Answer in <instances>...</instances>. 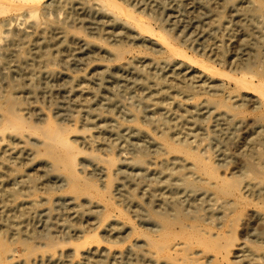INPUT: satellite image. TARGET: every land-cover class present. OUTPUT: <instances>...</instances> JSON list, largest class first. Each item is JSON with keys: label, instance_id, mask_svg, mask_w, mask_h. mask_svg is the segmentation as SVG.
Here are the masks:
<instances>
[{"label": "bare ground", "instance_id": "6f19581e", "mask_svg": "<svg viewBox=\"0 0 264 264\" xmlns=\"http://www.w3.org/2000/svg\"><path fill=\"white\" fill-rule=\"evenodd\" d=\"M126 1L132 9L116 0H0L1 12L15 11L1 19L9 35L0 44V217L17 214L0 234L22 246L28 259L22 264H82L77 259L89 254L105 263L112 250L97 245L91 252L87 238L102 226L110 237H135L126 253L132 264H237L230 256L246 252L244 242L235 245L238 229L264 245V0ZM169 3L197 12L199 38L183 28L186 22L165 19ZM67 6L77 13L67 25L81 29L54 26L57 38L38 22L32 31L25 27V17ZM67 33L82 42L80 50L67 46ZM218 33L234 55L213 43ZM131 42L155 54L140 57L151 52L135 53ZM97 47L113 65L97 64L83 75L70 69L89 61ZM184 48L244 72L226 76L234 82L226 91L225 72ZM129 76L142 95L127 99L120 86L123 93L102 96L106 80L123 84ZM58 79L61 91L51 87ZM53 190L60 193L49 195ZM31 211L39 213L34 229L25 224ZM60 211H69L66 226ZM128 213L150 229L136 227ZM1 235L0 261L12 262L15 248ZM260 259L264 264V253Z\"/></svg>", "mask_w": 264, "mask_h": 264}, {"label": "rangeland", "instance_id": "374dc122", "mask_svg": "<svg viewBox=\"0 0 264 264\" xmlns=\"http://www.w3.org/2000/svg\"><path fill=\"white\" fill-rule=\"evenodd\" d=\"M1 1H3V0H1ZM49 2H50V0H48ZM119 4H121L124 8L126 7H128L127 6V4H130V2H128V1H126V0H116ZM151 3H150V2ZM154 1H156V2H158V1H160V0H138V2H140V3H142L143 5H145V6H147V5H149L148 3H150V4H153L152 2H154ZM146 4H145V3ZM189 2L190 1H188L187 0V4H189ZM191 3V2H190ZM133 4V3H132ZM132 4H130L131 5V9H132V7H133V5ZM154 4H156V3H154ZM160 4V3H159ZM129 5V6H130ZM169 5H170V3H169ZM172 6V7H171ZM174 6V7H173ZM169 7V8H168ZM167 7V9H168V14L170 13V15L171 16H169L168 14L166 15V12H164L165 13V15H164V17H165V19H166V16L167 17H172L171 19H173V17H174V21L176 22L177 21V23L179 24V25H181V26H183V25H187V26H183V28H185V29H187V30H190V32H191V30L193 31L192 32V36L193 37H195L196 38V36H198L199 34H198V32H199V29L197 28L196 29V23H195V26H194V22H195V19L193 18V13L194 12H196V11H192L193 13L190 15V13H187V12H185V11H183V12H185V13H183L181 10H177V9H180V8H177V5L176 4H172L171 3V5L170 6H168ZM189 7H191V9L192 10H198L199 9V6H196V5H189ZM198 7V8H197ZM171 8H173L172 10H171ZM176 8V9H175ZM130 9V8H129ZM128 9V10H129ZM142 10V9H141ZM166 10V9H165ZM173 11V12H172ZM181 11V12H180ZM199 11V10H198ZM1 12V11H0ZM74 11V9L73 8H70V6H67L66 8H64V9H62V10H56V11H52V13H51V15L49 16V15H47V16H45V15H42V13H39V14H37V16H35V17H33V18H29L28 16L27 17H25V19L28 21L27 23H26V25H25V27H27V29H28V31H30L32 28V23L33 22H38L39 23V29L40 30H45L46 31V33L48 34V36H53V35H55V33L56 32H54L53 31V29L54 28H52V27H54V26H59V25H62V27H65V26H69L70 25V27H72L74 30H78V28H80L81 29V27H80V25L78 24V23H76V24H74V25H72L73 23H70L69 25H67L68 23L67 22H69V20L72 18V16H74V15H76L77 13ZM172 12V13H171ZM9 13H15V11L13 10V11H11V12H1L0 13V44L1 45H4V44H7L8 43V35L9 34H7V29L9 28L8 26H3L2 27V25H1V19H3V17L6 15V14H9ZM177 13V14H176ZM197 13V12H196ZM227 13V14H226ZM225 14H224V16L228 19V20H226V21H229L230 22V24H235V22L236 21H234V19H232V17L230 16V14H228V12H226ZM173 14V15H172ZM174 14H176V16L174 15ZM181 16H180V15ZM187 14H189V15H187ZM195 14V13H194ZM187 15V16H186ZM190 16H191V19H190ZM180 17V18H179ZM184 17H185V19H184ZM176 18V19H175ZM179 18V19H178ZM183 18V19H182ZM179 20V21H178ZM187 20H188V22H187ZM183 21V22H182ZM184 22H186V23H184ZM13 24H17L16 22H13ZM58 24V25H57ZM101 24V23H100ZM53 25V26H52ZM72 25V26H71ZM77 25V26H76ZM79 25V26H78ZM192 25V26H191ZM24 26V25H23ZM77 27V28H75V27ZM82 26V25H81ZM191 26V27H190ZM8 27V28H7ZM86 27H87V25H84V27H82V29H84L85 28V30H87L86 29ZM116 29H115V28ZM7 28V29H6ZM114 28V29H113ZM113 28H112V31H114V30H116L117 32H118V28H117V26H113ZM30 29V30H29ZM72 30V29H71ZM32 31V30H31ZM85 32H88V34L89 33H91V32H89V30L88 31H85ZM196 32V33H195ZM194 33V34H193ZM200 33V32H199ZM46 34V35H47ZM68 35H67V37H69V39H68V44H67V46L68 47H72L73 49H75V50H80L81 49V45H82V42H77V41H75V40H73V39H71V35L73 36V34H71V33H67ZM82 34H84V32L82 33ZM87 34V33H86ZM191 34V33H190ZM218 34H219V36H218ZM217 35H216V37H215V42L213 41V43L214 44H216L218 47L220 46V44L223 46V47H225V49H226V51L228 52V55L229 56H231V55H234V54H232V53H234V51L232 50L233 48H232V46L228 43V38H226V36H224V34H220V33H218ZM36 35V34H35ZM35 35H31L32 37H35ZM39 35H41V34H39ZM57 35V34H56ZM55 35V36H56ZM70 35V36H69ZM54 36V37H55ZM81 36H83L84 38L87 36H85V34L84 35H81ZM200 36V35H199ZM199 36L197 37V38H199ZM220 36H222L221 38L222 39H220L219 40V38H220ZM57 38L58 37H60V35H57L56 36ZM82 37V38H83ZM217 37H219L218 39H217ZM224 37V38H223ZM83 38V39H84ZM87 38V37H86ZM225 38H226V40H225ZM54 39H56V38H54ZM69 40H71V41H69ZM72 40H73V42H72ZM123 40H124V42H123ZM123 40L121 41V43L123 44H127L128 43V45H131L130 43H129V41H128V39H124L123 38ZM125 40H127L126 42H125ZM216 40H218V41H216ZM224 40V41H223ZM210 42V44L209 43H206V42ZM212 40H206V42H205V44L206 45H210V46H212V48H214L215 46H213L214 44L211 42ZM219 41L221 42V43H219ZM225 41H227V42H225ZM70 42H72L71 43V46H70ZM74 42H76L75 44H74ZM132 43V42H131ZM224 43V44H223ZM133 44V43H132ZM204 44V43H203ZM26 46V45H25ZM74 46V47H73ZM76 46H79V47H76ZM133 46H134V52L135 53H137V52H139V51H143L144 50V48L141 46V45H139V47L141 48V50H139V48H138V45H136V44H133ZM137 46V47H136ZM205 45H203V46H201V47H199L200 48V50H202L203 51V47H204ZM227 46V47H226ZM15 47V49H18V48H20V46L18 47V46H14ZM14 47H12V48H14ZM17 47V48H16ZM104 48V47H103ZM137 48V49H136ZM143 48V49H142ZM222 48V47H221ZM29 47H28V49H27V47H26V50H28L29 51ZM44 49V48H43ZM42 49V51H45V50H48V48L47 49H45V50H43ZM54 47H50V50H51V52L55 55V53H56V51H54ZM73 49H72V51H73ZM102 49H99L98 47L94 50L95 51V53H92L91 54V58H89V61H85V62H83V64H80V65H78V66H72L70 69L72 70L73 69V71L74 70H77L76 71V73H79L80 75H83V74H85L86 73V70H87V68H88V70L90 69V68H92L93 66H95V65H97V64H110V65H113L114 63L113 62H109V59H106L105 57H101V55H103V54H101L100 56H99V52L101 51ZM138 50V51H137ZM200 50H198V51H192V50H190V49H185L184 48V51L185 52H187L189 55H191V56H193L196 60H202V62H205L206 64H210V65H213L215 68H217L216 70H218L219 71V73L220 74H222V72H225L223 75H224V77H225V79L224 78H222L221 76H223V75H221L220 76V79L222 80V82H224V84H225V86H227V88L225 87V89H228V90H226V91H229L230 89H232L233 87H234V82L233 81H231V80H229V82H227L228 80H227V77H228V79H229V77H241L240 76V74H243V72L241 73V72H239L238 73V71L236 72V71H234L233 72V70H235V69H233V68H228V66L226 65V64H224V66L222 67V65H223V63L220 65L218 62H216V61H213V59H211V57H210V54H208L207 55V53H204V52H202V51H200ZM232 50V51H231ZM137 51V52H136ZM145 52H151V51H146V50H144ZM55 52V53H54ZM195 52V53H194ZM198 52V53H197ZM201 52V53H200ZM198 55H197V54ZM204 53V54H203ZM155 53H153V52H151V54L150 55H143V54H139V56L140 57H146L147 58V56H148V58H152V57H149V56H151V55H154ZM194 54V55H193ZM195 54H196V56H195ZM199 54H201V55H199ZM96 55V56H95ZM204 55V56H203ZM207 55V56H206ZM241 55V54H240ZM92 56H93V58H92ZM199 56H201L200 58H199ZM206 56V57H205ZM208 57H210L209 58V60H207L208 59ZM202 58H204V59H202ZM210 59H211V61L212 62H214V63H212L211 61H210ZM207 61H209V63L207 62ZM211 62V63H210ZM13 64V62H11V65ZM83 65V66H82ZM84 65H85V68L83 69L82 67H84ZM145 65V66H144ZM149 64L148 63H146V64H143V66H144V68L146 67V69H150V65L148 66ZM87 66V67H86ZM226 66V67H225ZM76 67V68H75ZM75 68V69H74ZM220 68V69H219ZM225 69V70H224ZM80 70V71H79ZM88 70H87V72H88ZM221 70H222V72H221ZM79 71V72H78ZM236 72V73H235ZM219 74V75H220ZM229 76H228V75ZM233 74V75H232ZM237 74V75H236ZM235 75V76H234ZM227 76V77H226ZM129 79V80H128ZM128 80V82H126ZM134 80H135V78L134 77H132V76H129V77H125V79L124 80H121L122 82H124L123 84L120 82H114V83H112L113 81H110V80H106L105 81V85H107L108 87H109V85H111V89H114L113 91L110 89V88H108V87H106L105 85H102V87L104 88L103 89V95L102 96H109L112 92H116L117 90V92L120 94V92L121 93H123L124 94V97L125 98H127L128 99V96H130L129 98H132V96H133V93H135L134 94V96L136 95V92H137V96H139V95H142L145 91H143V89L142 88H140V87H136V86H134L133 84H134ZM224 80V81H223ZM57 81H59V84H58V82ZM55 80L54 82H52L53 83V85L54 86H51V87H53L54 88V90L55 91H61V90H63V88H64V82L63 81H61V79H58V80ZM61 81V82H60ZM106 82H108V83H106ZM54 83H56L57 84V86H56V84H54ZM98 83V82H97ZM109 83H111V84H109ZM125 83H128V84H126V86H125ZM229 83V84H228ZM109 84V85H108ZM121 84V85H120ZM229 86H228V85ZM52 85V84H51ZM115 85V86H114ZM119 85V86H118ZM123 85V86H122ZM132 85V86H131ZM122 87V89L124 90L123 92H122V89H121V87ZM128 86L129 87H131L130 89H127L128 88ZM57 87L59 88V90L57 89ZM124 87H125V89H124ZM127 87V88H126ZM230 87V88H229ZM52 88V89H53ZM107 88V89H106ZM127 89V91L128 92H126L125 90ZM137 89H138V91H137ZM140 89V90H139ZM105 90H106V92H105ZM136 90V91H135ZM143 91V93H142V91ZM133 91V92H132ZM111 92V93H110ZM132 92V93H131ZM132 95H131V94ZM139 93H141V94H139ZM122 94V95H123ZM128 94V95H127ZM130 94V95H129ZM175 94V93H174ZM122 95H120L121 97H122ZM123 98V97H122ZM39 101H42V97H41V95H39ZM124 99V98H123ZM250 111V112H249ZM248 112L249 113H245V115L247 116V114H248V118L249 119H252L253 118V116H254V112H252L251 110H248ZM238 134H239V136L241 137H243L245 134H246V129L245 128H243V129H241L239 132H237ZM26 168V167H25ZM60 193V191H57V190H53V191H50V193H49V195H51V196H56V195H58ZM38 194V193H37ZM41 193H39V195H40ZM42 195H47V193H43ZM10 214H13V213H7V214H2L3 216L2 217H0V233H1V229H2V232H3V227H4V225L9 221V220H12L13 218H14V216H17V214H15L14 213V215H10ZM6 215H10V219H7L8 217L6 216ZM68 215H69V211H60V213H59V220H61L62 222H61V224L64 222L65 224V226L66 225H68L69 223H68ZM128 215L132 218V223L136 226V227H139V229L140 228H142V230H146V231H148V228L150 229V227H148V228H143L142 226L140 227V225L138 224V221H137V218H135L132 214H129L128 213ZM117 217H119L118 215H117ZM38 219H39V213H37V211H31L30 213H27L26 215H25V221H26V223L25 224H27V226H28V228H30V229H34L35 227H37V225H38ZM58 220V221H59ZM10 222H13V221H10ZM10 222H9V224H10ZM109 222V221H108ZM107 222V223H108ZM68 223V224H67ZM40 225V224H39ZM107 225V224H106ZM6 227V226H5ZM99 227H97L96 229H90V230H92V231H90L89 229V231H87V232H89L88 234H87V238H88V247L90 248V250L89 251H91L92 252V250L91 249H93L94 247H96L97 245H104V246H106V247H108V248H110L111 250H112V254L108 257V259H106V262L105 263H100V262H98V260H99V258L96 256V255H92V254H89V258L87 259V260H80L81 259V257L80 258H78L77 260H79L82 264H132V257H128V255L126 254L127 253V250H128V247L131 245V243H132V241L134 240V238L135 237H133L131 234L130 235H127L128 236V238L126 239V237L127 236H124V235H117L116 237H110L109 235H108V232H104V230L106 229V226H102L101 228H99ZM97 229H98V231H97ZM107 230V229H106ZM152 230H153V228H152ZM103 231V232H102ZM107 233V234H106ZM2 234V233H1ZM0 234V235H1ZM106 235V236H105ZM4 239H5V241L8 243V240H10L11 239V243H8L9 245L11 244V245H13L12 244V238H10L7 234H6V232L4 231V233H3V235H1ZM5 236V237H4ZM102 236H105V237H102ZM130 236V237H129ZM132 236V237H131ZM121 237V238H120ZM124 238V240H126V241H123V238ZM10 238V239H9ZM115 239V241H114V239ZM117 239V240H116ZM119 240H121L120 242H118ZM245 243V248L243 249V251H246L245 253H242V252H239V251H235V254L232 256H230V258H229V260L231 261V262H235V263H237V264H246L245 262H247V260L249 261V263L250 264H262V262H261V256L263 255V253H264V245H261L262 243H260V242H257L254 238H252L251 236H248L247 234H246V232H244V230H240V229H238L237 231H236V234H235V245H239L240 243ZM15 243V245H13L12 246V248L14 247L15 248V257H14V260L12 261V262H9V261H5L6 259H2L1 261H0V264H22L23 262H26V260H28L27 259V255H25L24 254V252H23V249H22V246L20 247V245L18 244V245H16V242H14ZM75 244H77V243H75ZM72 248L73 246L71 245H66V247H64V249H70V248ZM237 247V246H236ZM56 250V249H55ZM55 250H54V252H55ZM60 251L61 250V248L60 247H58V249H57V251ZM117 252V253H116ZM90 253V252H89ZM42 254V252H38L37 253V255H41ZM47 254H49V253H47ZM47 254H45V255H47ZM239 255V256H238ZM241 255H242V257H241ZM243 255H247L248 257H247V259L245 260L244 258H243ZM56 256H58V254L56 253ZM234 256H238L237 258H235ZM57 258V257H56ZM242 259H244V261H242ZM235 260H237V261H235ZM240 260V261H239ZM3 261V262H2ZM65 262L66 261V259L65 258H62L61 259V261L60 262ZM166 260H161L160 261V263H162V262H165ZM221 261L222 260H218L217 262H215V264H221ZM63 262V263H64ZM59 264V262L58 263H55V262H52V263H49V264ZM142 264V262L140 263V262H136L135 264ZM225 264V262L223 261L222 262V264ZM45 264H48V263H45ZM66 264V263H65ZM150 264H154V263H150ZM183 264V263H182ZM185 264V263H184Z\"/></svg>", "mask_w": 264, "mask_h": 264}]
</instances>
